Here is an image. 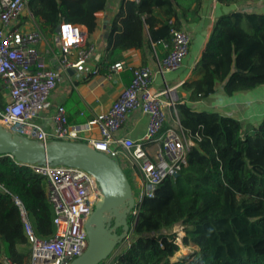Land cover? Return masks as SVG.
Instances as JSON below:
<instances>
[{"label":"trees","instance_id":"1","mask_svg":"<svg viewBox=\"0 0 264 264\" xmlns=\"http://www.w3.org/2000/svg\"><path fill=\"white\" fill-rule=\"evenodd\" d=\"M188 1L185 5L182 0H121L106 40L108 64L123 60L132 49L141 52L143 65L163 49L167 53L161 60L165 59L172 30H184L201 18L206 0ZM217 2L220 11L199 62L203 75L183 84L187 101L177 105L180 124L194 143L186 165L178 176L167 177L153 198L137 205V216L129 219L132 226L138 219L129 242L112 254L109 264H264V118L244 124L192 105L213 96L217 86L229 97L264 87V12L235 8L264 0ZM108 4L109 0H30L29 8L43 32H54L65 22L85 26L93 34L98 29L97 14L105 12ZM133 71L127 72L132 79ZM16 200L41 237L54 233L45 178L3 156L0 256L24 264L30 247ZM179 226L183 246L197 250L172 262L180 251L174 232Z\"/></svg>","mask_w":264,"mask_h":264},{"label":"built area","instance_id":"2","mask_svg":"<svg viewBox=\"0 0 264 264\" xmlns=\"http://www.w3.org/2000/svg\"><path fill=\"white\" fill-rule=\"evenodd\" d=\"M29 2L0 0V96L4 100L0 105V125L14 135L42 142H85L116 160L123 169H130L136 180L133 190L140 191V198L135 196L138 204L144 198H153L160 184L167 177L176 176L186 165L187 154L194 145L180 124L177 103L172 97L164 102L151 92L155 71L144 66L134 69L131 83L108 112L86 125L74 127L69 124L65 107L59 105L52 118L53 130L46 132L38 125L37 118L50 107L49 97L58 87L63 72L73 69L88 76L98 75L103 69L106 78L112 80L128 67L124 62L91 66L104 44L90 42L87 28L77 24L63 22L60 34L56 30L43 32ZM171 35L169 55L157 60V72L161 74L179 70L190 52L191 37L187 31L174 29ZM52 61L58 63V68L51 66ZM167 108L175 118L165 127ZM138 109L149 119L144 141L162 144L153 155L142 142L118 135L129 113ZM92 127L98 130L99 138L82 141L81 135L91 132ZM29 167L45 178L54 233L41 237L30 214L16 200L30 247V256L24 264H70L88 247L86 224L102 196L100 186L94 176L82 169ZM132 215L137 216V211ZM5 264L19 263L6 260Z\"/></svg>","mask_w":264,"mask_h":264},{"label":"crops","instance_id":"3","mask_svg":"<svg viewBox=\"0 0 264 264\" xmlns=\"http://www.w3.org/2000/svg\"><path fill=\"white\" fill-rule=\"evenodd\" d=\"M120 2L121 0H109L107 10L97 14L98 29L95 33L90 34L89 41L96 44L103 43L104 48L97 51L91 66L109 63L106 60L108 55L106 52V40L108 38L106 36L108 35L109 37L110 24ZM182 3L186 5L189 1L182 0ZM260 5L262 3L243 2L237 4L235 8L238 11L253 12L254 6ZM219 11L217 0H206L201 10V18L197 22H191L184 28L191 37L190 52L183 66L177 71L164 74L157 72V60H161V57L165 56L167 53L166 49L159 53L155 52L153 56L148 57L146 65H143L141 52L132 49L124 56L123 60L119 61L124 62L128 68L115 75L112 80L106 78L103 69L98 75L90 74L88 76L81 75L73 69L63 72L58 87L49 97L50 107L42 111L37 118L38 125L46 132H51L53 130L52 118L59 105L65 107L71 126L76 127L88 124L100 114L108 112L120 94L129 86L132 75H128L127 72L144 66H149L155 71L150 84L153 94L159 95L164 102L169 97H172L177 105L185 103L187 95L183 93L182 86L186 82L198 80L203 75V69L199 66V62L212 35ZM51 66L56 69L58 68V63L52 61ZM167 89L169 93L166 92ZM192 105L199 110L214 111L223 115L233 116L244 124H257L264 118V87L254 91L239 92L229 97L221 86H217V92L213 96ZM174 118L172 110L167 108V123L165 127H168L174 121ZM148 124V116L141 109L132 111L129 113L118 135L130 137L136 142H144L146 150L153 155L161 149L162 144L156 141H144L148 132ZM99 136L98 130L92 127L91 132L81 135V140L98 139ZM133 179L135 180L134 177ZM19 250L23 251L24 249L20 247ZM6 260L4 256H0V262L5 264Z\"/></svg>","mask_w":264,"mask_h":264},{"label":"water","instance_id":"4","mask_svg":"<svg viewBox=\"0 0 264 264\" xmlns=\"http://www.w3.org/2000/svg\"><path fill=\"white\" fill-rule=\"evenodd\" d=\"M56 34H60V26L56 28ZM3 156L36 168L67 166L82 169L97 180L102 196L86 224L88 247L70 264H104L130 239L138 219L134 226L129 219L138 202L128 176L116 160L85 142H42L14 135L0 125V157Z\"/></svg>","mask_w":264,"mask_h":264},{"label":"rangeland","instance_id":"5","mask_svg":"<svg viewBox=\"0 0 264 264\" xmlns=\"http://www.w3.org/2000/svg\"><path fill=\"white\" fill-rule=\"evenodd\" d=\"M254 11H258V12H264V5L262 4V5H260V6H254ZM124 171L128 174V177H129V179H130V182H131V184H133V182H134V179H133V177H132V175H131V171H130V169L129 168H125L124 169ZM134 191H135V196L139 199L140 198V191H138V190H136V189H134ZM174 232H176L177 233V235L179 236V238L177 239V243L179 244V246H180V251L172 258V262H175V261H177V260H179L180 258H184V257H186V256H188V255H190V254H193L196 250H197V248L196 247H194V246H190V247H186V246H183V243H182V238H183V236H184V232H183V230H182V228L179 226V227H176L175 228V231ZM129 242V240L126 242V244ZM125 244V245H126ZM124 245V246H125ZM188 248L189 249V251H188V249L187 250H185L184 248ZM121 249V247L119 248V250ZM25 250L27 251L28 250V248H27V246L25 247ZM118 250V251H119ZM117 251V252H118ZM183 251V252H182ZM182 255V256H181ZM110 263V261H108V262H106V264H109Z\"/></svg>","mask_w":264,"mask_h":264},{"label":"bare ground","instance_id":"6","mask_svg":"<svg viewBox=\"0 0 264 264\" xmlns=\"http://www.w3.org/2000/svg\"><path fill=\"white\" fill-rule=\"evenodd\" d=\"M184 249L187 250L188 248L185 247ZM188 251H189V249H188ZM180 252H181V251H180ZM182 252H183V251H182ZM181 256H182V255H181Z\"/></svg>","mask_w":264,"mask_h":264}]
</instances>
